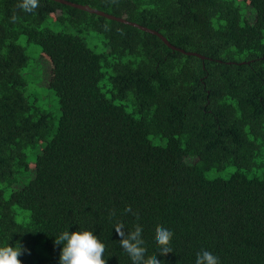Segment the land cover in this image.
<instances>
[{"label": "trees", "instance_id": "obj_1", "mask_svg": "<svg viewBox=\"0 0 264 264\" xmlns=\"http://www.w3.org/2000/svg\"><path fill=\"white\" fill-rule=\"evenodd\" d=\"M68 1L172 46L57 0H0V243L30 250L22 264H58L52 236L81 226L106 264H131L119 222L143 229L149 258L170 229L161 264L202 249L264 264V0ZM20 35L51 65L59 114Z\"/></svg>", "mask_w": 264, "mask_h": 264}, {"label": "clouds", "instance_id": "obj_2", "mask_svg": "<svg viewBox=\"0 0 264 264\" xmlns=\"http://www.w3.org/2000/svg\"><path fill=\"white\" fill-rule=\"evenodd\" d=\"M37 6L38 0H21L19 4V7L26 12H32ZM136 220L139 222L141 217L137 216ZM113 229L119 235V246L126 253L131 264H161L158 255L164 256L172 252L170 245L174 233L166 227H160L156 231L155 244L158 252L152 258H149L142 228L137 227L135 231L126 232L123 223L118 222L114 224ZM26 232L31 231L14 233ZM52 237H54V244L60 246L58 264H106L105 244L92 229L79 226L70 231L68 227ZM10 239L11 236L7 243H0V264H22L18 257L25 252L30 254V250L24 248L19 242L10 244ZM194 264H220V260L213 252L202 249L197 252Z\"/></svg>", "mask_w": 264, "mask_h": 264}, {"label": "rangeland", "instance_id": "obj_3", "mask_svg": "<svg viewBox=\"0 0 264 264\" xmlns=\"http://www.w3.org/2000/svg\"><path fill=\"white\" fill-rule=\"evenodd\" d=\"M19 42L23 45L26 44V52L30 55L31 57V63L33 66L38 65V69L34 70L32 73H29V77L31 79V84L33 87H36L38 89H41L39 93L41 92V95L43 96V103L44 106L48 109H51L53 112L59 114V106L57 102L56 95L54 92L47 87L50 77H51V72L52 68L51 65L49 64V61L44 58L42 55L41 47L36 44V43H27V37L25 35H20L19 37ZM100 42L99 38L94 34V37L91 38V45L98 44ZM97 48V47H96ZM234 169V166H231L228 168V170ZM209 177L213 176H227L228 173L227 171L223 170L221 172L218 171H209L208 173Z\"/></svg>", "mask_w": 264, "mask_h": 264}, {"label": "water", "instance_id": "obj_4", "mask_svg": "<svg viewBox=\"0 0 264 264\" xmlns=\"http://www.w3.org/2000/svg\"><path fill=\"white\" fill-rule=\"evenodd\" d=\"M57 1L62 2V3H66V4H70V5L76 6L78 8L87 10L89 12L96 13V14H99V15H102V16H106V17L111 18V19L120 20V21L129 23V24H132L133 26H137V27H139V28H141L143 30H146V31H149V32H153L155 34H158L167 44H169L170 46H172L170 44V42L163 35H161L160 33H158L157 31H155L153 29H150V28H148L146 26L140 25V24H138L136 22H131V21L125 19L124 17H118V16H115L113 14L106 13L105 11H102V10H99V9H96V8H93L90 5H86V4H78V3H74V2H71V1H68V0H57Z\"/></svg>", "mask_w": 264, "mask_h": 264}]
</instances>
